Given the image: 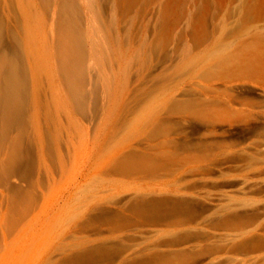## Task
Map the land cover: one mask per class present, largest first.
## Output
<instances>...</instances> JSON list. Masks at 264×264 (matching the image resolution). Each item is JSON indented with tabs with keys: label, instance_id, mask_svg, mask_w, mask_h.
<instances>
[{
	"label": "rangeland",
	"instance_id": "374dc122",
	"mask_svg": "<svg viewBox=\"0 0 264 264\" xmlns=\"http://www.w3.org/2000/svg\"><path fill=\"white\" fill-rule=\"evenodd\" d=\"M57 1L0 0V264H264V0H74L77 97Z\"/></svg>",
	"mask_w": 264,
	"mask_h": 264
},
{
	"label": "bare ground",
	"instance_id": "6f19581e",
	"mask_svg": "<svg viewBox=\"0 0 264 264\" xmlns=\"http://www.w3.org/2000/svg\"><path fill=\"white\" fill-rule=\"evenodd\" d=\"M47 1L48 0H43V7L45 11H47V8L49 7V3ZM57 3L58 13L56 18V28L54 30L52 28L48 29L49 40L51 44L53 43V40L55 41V46L53 47V43L51 47L53 49L55 48V51H53L54 53L52 54L53 56H57L54 58H57V68L61 78L60 81L68 87L69 93L72 94H70L72 97H77L79 92L73 87L76 86L79 77V66L81 64L80 62L83 54L80 30L78 28L79 10L74 0H58ZM53 33H55V39L52 38L51 40V37H54V35H52ZM21 40L22 36L19 35V60H21L20 57L22 56L21 54H23L21 49ZM5 57L8 61L9 58L7 55L5 56V53H0V61L3 59L5 60ZM232 58L235 59L236 55L221 59L218 67L223 68L224 65H227L229 61L231 62V60H233ZM1 63L3 62L1 61ZM2 65H0V69L3 68ZM5 65L7 66V64ZM5 65L3 66L6 68ZM4 70L5 69L3 68V71ZM23 70L19 67V80H17L14 70H10V68L8 72L4 71V74L3 71H0V111L5 114L7 113V110L10 112V109H12L14 105L13 102L19 98L17 96L18 90L20 91V79ZM17 81H19V89L17 88Z\"/></svg>",
	"mask_w": 264,
	"mask_h": 264
}]
</instances>
